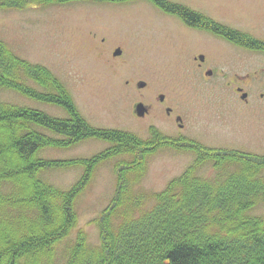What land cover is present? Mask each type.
<instances>
[{
  "label": "trees",
  "instance_id": "trees-1",
  "mask_svg": "<svg viewBox=\"0 0 264 264\" xmlns=\"http://www.w3.org/2000/svg\"><path fill=\"white\" fill-rule=\"evenodd\" d=\"M76 1L134 0H0V9ZM150 1L190 26L264 51V41L187 5ZM2 89L60 106L68 117L0 99V264H56L55 246L77 225V200L97 167L128 154L132 159L115 162V193L95 220L100 244L91 245L80 229L65 264H264V216L253 213L264 204V155L169 137L155 127L149 139L127 130L96 127L50 68L19 56L0 38ZM88 139L104 140L110 146L89 158L41 155L44 149H70ZM165 147L194 152L195 161L162 191L137 190L148 158ZM76 166H82L84 173L67 190L42 177L46 170ZM207 166L211 173L201 174Z\"/></svg>",
  "mask_w": 264,
  "mask_h": 264
},
{
  "label": "rangeland",
  "instance_id": "rangeland-1",
  "mask_svg": "<svg viewBox=\"0 0 264 264\" xmlns=\"http://www.w3.org/2000/svg\"><path fill=\"white\" fill-rule=\"evenodd\" d=\"M169 1L264 40V0ZM172 15L150 0L76 1L22 10L0 9V38L19 56L50 68L68 87L84 117L96 127L127 130L149 139L150 126L161 124V120H156L157 114L139 118L136 103L148 106L163 94L168 105L185 115L189 124L186 137L209 147L264 155V52L215 45L209 63L198 68L199 61L194 59L198 45L219 40L216 36L181 33L180 23L186 22ZM184 40L190 42L191 49ZM119 47L122 54L114 55ZM210 68L212 75L206 73ZM234 77L238 83L229 86ZM140 80L147 82L146 88L138 86ZM239 85L248 92L247 101L234 90ZM0 99L68 117L60 106L33 100L11 89L0 90ZM109 146L104 140L88 139L70 149H44L41 155L89 158ZM195 158L194 152L159 149L148 158L146 174L136 189L162 191ZM130 159L129 154L121 155L97 167L77 200V225L55 246L56 264H65L80 229L86 231L91 245L100 244L95 220L115 193V162ZM211 171L207 166L200 173ZM83 173L84 168L76 166L46 170L42 177L67 190ZM253 213L264 216V204Z\"/></svg>",
  "mask_w": 264,
  "mask_h": 264
},
{
  "label": "flooded vegetation",
  "instance_id": "flooded-vegetation-1",
  "mask_svg": "<svg viewBox=\"0 0 264 264\" xmlns=\"http://www.w3.org/2000/svg\"><path fill=\"white\" fill-rule=\"evenodd\" d=\"M179 22H181V21H179ZM180 24H182V32L181 33H185V34L186 33H192V34L194 33V34H199V35L203 34V35H208V36L214 37V38L216 36L217 40H219L218 43L209 41L210 43L203 44L201 46L198 45V47H197L198 48V53H196L194 55L195 61H199L198 68H203L204 65L209 63V60L212 57L211 49H213L215 45L217 47L227 45L230 48H232V50H235L233 48H235V46H236V47H239V48H244V49L253 51L252 49H248L245 46H241V45L236 44L233 40H230V39H228V38H226V37H224L222 35H219V34L215 33L214 31L207 30V29H201V28H198V27L189 26V25H187L186 23H183V22H181ZM262 41H264V40H262ZM184 42L186 43L185 44L186 47L188 49H191L190 42L185 41V40H184ZM255 51L256 52H262V51H258V50H255ZM202 57H203V59H202ZM225 59L226 60H230L227 57ZM206 73L208 75H212L213 74V69H211V68L208 69ZM140 81H144V80H140ZM139 82H138V86H139ZM237 83L238 82L235 81V77H234V79H232V81L229 82L228 84H230L229 86H231L232 84H237ZM144 88H146V86L143 87V89ZM234 90L237 93L240 94L241 98L244 101L248 100V96L246 98H243V94L244 93L248 94V92L245 91L244 87L239 85ZM162 96H163V94H159L158 101L156 100L155 103L148 104V106H146L147 107V112L144 115H142V116L139 115V118H145L146 116L151 115V114H155V116H156V114H157L158 115V119H156V120H161V124H162L163 130L160 127V125H161L160 122H158L157 123L158 125L154 123V124H152L150 126V128H149L150 132H151V128L155 127V128H158L163 134H165L166 136H169V137H186L187 135H185V132L189 131V124H188V122H187V120L185 118V115L180 113V112H177L176 109L173 106L168 105V98L166 99V96L164 95V99H162ZM140 102L141 101H138L136 103V105L138 103H140ZM142 103H144V102H142ZM232 150H237V149H232ZM238 151H243V150H238Z\"/></svg>",
  "mask_w": 264,
  "mask_h": 264
},
{
  "label": "water",
  "instance_id": "water-1",
  "mask_svg": "<svg viewBox=\"0 0 264 264\" xmlns=\"http://www.w3.org/2000/svg\"><path fill=\"white\" fill-rule=\"evenodd\" d=\"M123 52V50L121 48H117L114 55H121ZM203 59V57H202ZM147 85V82L146 81H140L139 82V87L143 88ZM248 96L247 93H244L243 94V98H246ZM162 99H164V95L162 96ZM136 111H137V114L142 116L144 115L146 112H147V107L144 103L140 102L136 105Z\"/></svg>",
  "mask_w": 264,
  "mask_h": 264
}]
</instances>
